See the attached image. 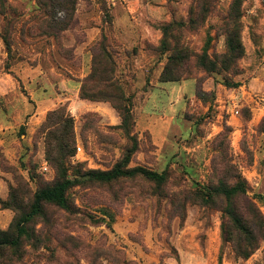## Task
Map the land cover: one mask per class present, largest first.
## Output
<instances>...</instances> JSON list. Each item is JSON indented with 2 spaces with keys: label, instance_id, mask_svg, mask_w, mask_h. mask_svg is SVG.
<instances>
[{
  "label": "rangeland",
  "instance_id": "1",
  "mask_svg": "<svg viewBox=\"0 0 264 264\" xmlns=\"http://www.w3.org/2000/svg\"><path fill=\"white\" fill-rule=\"evenodd\" d=\"M73 2L0 6V200L19 191L18 211L0 206V230L37 191L78 179L70 211L45 204L0 264H264V239L248 260L225 242L226 200L206 194L239 183L264 216V0ZM232 6L243 54L225 67ZM165 69L177 83L159 82ZM106 72L128 99L129 136L111 103L84 97L102 98ZM52 131L75 141L63 167L48 158ZM134 141L128 167L164 183L85 175L113 169Z\"/></svg>",
  "mask_w": 264,
  "mask_h": 264
},
{
  "label": "trees",
  "instance_id": "2",
  "mask_svg": "<svg viewBox=\"0 0 264 264\" xmlns=\"http://www.w3.org/2000/svg\"><path fill=\"white\" fill-rule=\"evenodd\" d=\"M1 3L2 0H0V6H3ZM49 3L52 4L53 0H49ZM70 5L72 11L75 2L72 0ZM238 20L239 8L238 6H232L229 18L227 17L225 20L227 51L222 57V62L225 64V67L236 62L243 54V46L238 31ZM161 43L163 47H168V42H166V40ZM102 44L99 57L101 56L109 59L110 52L108 48L104 46L105 44ZM208 65H210V68H208ZM202 66L211 72L216 69V65L211 64L207 59L203 60ZM166 70L167 69L162 72L159 82L162 84L177 83L178 80L172 75H169L168 70ZM105 75L106 76L101 80L105 85V89L101 91L102 98H96L97 96H91V98H87V96L84 97L91 101L100 100L111 103L121 117L122 130L129 136L130 123L132 120L127 106L128 99L124 96L122 89L115 85L113 75L110 72H106ZM228 86L231 88H237L240 84L237 83ZM134 124L135 123H133V126ZM48 138L55 141L54 150L48 151L49 160L57 167H63L66 164L67 159L71 157L70 148L75 144L73 136H70L68 140H65L63 136L52 131L49 133ZM137 147V143L134 141L133 146L126 151L122 161L116 164L113 169L105 172L90 171L85 175L92 180L102 183H111L120 179H132L138 176L158 184L164 183L166 180L165 174H159L144 167H128L130 159L133 153L137 150ZM77 182L78 179H70L63 175L53 186L37 191L33 196L29 211L22 213L21 216L15 219L7 231L0 230V255L5 251L18 253L23 238L28 235V225L42 213L45 204H52L63 210L70 211L67 192L71 186ZM18 194L19 191L17 189H11L9 192V198L5 201L0 200V206L2 209L18 211ZM206 194L211 198L218 196L226 200V218L222 225L223 238L226 243L232 244L234 252L238 257L248 260L259 249V243L264 239V216L256 213L257 209L255 205L247 197V189L245 186L238 183L232 187L221 186L214 188L211 191H207ZM238 197H242L244 201V203L238 205L239 208L236 206L237 203L235 201ZM252 213L255 214L253 217L251 216Z\"/></svg>",
  "mask_w": 264,
  "mask_h": 264
},
{
  "label": "built area",
  "instance_id": "3",
  "mask_svg": "<svg viewBox=\"0 0 264 264\" xmlns=\"http://www.w3.org/2000/svg\"><path fill=\"white\" fill-rule=\"evenodd\" d=\"M236 109H237V108H236ZM233 114H234L235 116H238V115H239V110L237 109ZM81 150H82V149L79 147V148H78V151L81 152ZM44 170H45V171H48V168L46 167V168H44Z\"/></svg>",
  "mask_w": 264,
  "mask_h": 264
}]
</instances>
